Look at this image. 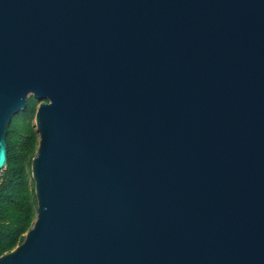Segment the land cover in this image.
Listing matches in <instances>:
<instances>
[{
	"label": "water",
	"instance_id": "water-1",
	"mask_svg": "<svg viewBox=\"0 0 264 264\" xmlns=\"http://www.w3.org/2000/svg\"><path fill=\"white\" fill-rule=\"evenodd\" d=\"M29 96L0 264H264V0H0V170Z\"/></svg>",
	"mask_w": 264,
	"mask_h": 264
},
{
	"label": "trees",
	"instance_id": "trees-1",
	"mask_svg": "<svg viewBox=\"0 0 264 264\" xmlns=\"http://www.w3.org/2000/svg\"><path fill=\"white\" fill-rule=\"evenodd\" d=\"M39 102L27 98L23 111L7 127V163L0 170V256L22 243L36 217L31 163L38 145L34 116Z\"/></svg>",
	"mask_w": 264,
	"mask_h": 264
},
{
	"label": "rangeland",
	"instance_id": "rangeland-1",
	"mask_svg": "<svg viewBox=\"0 0 264 264\" xmlns=\"http://www.w3.org/2000/svg\"><path fill=\"white\" fill-rule=\"evenodd\" d=\"M33 124H34V122H33Z\"/></svg>",
	"mask_w": 264,
	"mask_h": 264
}]
</instances>
